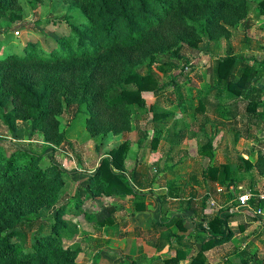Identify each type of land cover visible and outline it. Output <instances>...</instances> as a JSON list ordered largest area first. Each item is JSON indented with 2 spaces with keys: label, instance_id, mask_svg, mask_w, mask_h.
Listing matches in <instances>:
<instances>
[{
  "label": "trees",
  "instance_id": "obj_1",
  "mask_svg": "<svg viewBox=\"0 0 264 264\" xmlns=\"http://www.w3.org/2000/svg\"><path fill=\"white\" fill-rule=\"evenodd\" d=\"M60 2L68 6L66 13L38 20L34 25L38 39L28 41L21 53L11 48L0 53V122L11 135L19 131L18 123H28L32 139L41 137L44 143L57 146L68 143L61 129L65 113L72 114L73 119L86 116L91 137L131 132L136 119L148 112L143 92L164 95L167 84L162 81L163 75H167V70H178L184 47L198 48L206 38L223 35V23L229 20V13H243L237 18L238 23L249 12L248 5L252 2H258L256 19L264 20V0ZM22 8L20 0H0V21L22 20ZM40 27H53L60 35L49 37L38 30ZM2 34L6 39L15 36L10 26ZM207 71L210 90H216L217 98L233 92L250 100L248 111L253 118H259L257 126L263 124V93L258 85L263 84L264 63L252 66L230 55L217 59ZM206 76L198 78L204 80ZM170 78L171 82H177L175 76ZM201 104V108L207 107L208 98ZM180 106L181 113L188 111L184 103ZM149 110L155 115V130L161 133L167 128L168 134L171 129L178 130L177 143H181L186 133L184 128H178L180 120L175 121L173 128L168 125L169 118L176 114L159 112L157 103ZM218 116L222 118L218 122L221 125L227 114L223 111ZM239 138L237 134L236 141ZM206 146L213 150L212 141ZM127 151L128 143H124L102 158L95 174L84 180L73 195L76 207L73 214L81 215L83 199L92 195L132 196L137 200L136 209L145 210L146 194L142 191L148 188L145 182L148 175L139 173L140 161L130 173L125 171ZM42 160V155L0 139V264H76L81 253L65 220L72 202L57 206L59 195L70 180L69 174L55 163L42 166ZM239 160L243 164L239 171L245 168L264 177L263 155L255 163L242 156ZM202 173L206 183L210 180L228 187L237 185L238 172L229 162L204 168ZM175 187L171 186L169 192ZM169 192L162 201L168 200ZM208 198L204 199V205ZM50 208L54 210L53 218H41L40 212ZM230 208L217 210L212 218L203 216L200 226L195 225L189 233L185 217L167 219L161 209V220L149 230L156 235L152 246L157 251L168 246L174 252L165 264H180L188 258L190 264H207L205 252L230 238L227 235ZM113 221L110 215L102 224L111 225ZM205 223L207 229L202 227ZM200 233H206V237L201 238ZM193 244L197 246L196 255L192 253ZM248 252L249 248L241 252L244 264L251 262L245 257Z\"/></svg>",
  "mask_w": 264,
  "mask_h": 264
},
{
  "label": "rangeland",
  "instance_id": "obj_2",
  "mask_svg": "<svg viewBox=\"0 0 264 264\" xmlns=\"http://www.w3.org/2000/svg\"><path fill=\"white\" fill-rule=\"evenodd\" d=\"M20 2L23 7L22 20L16 23L7 18L0 21V53H5L8 48L21 53L28 41L39 38L36 35L37 30L34 29L38 20L62 17L68 8L60 0ZM248 6L249 12L239 19L238 23L236 20L243 13H229L228 21L235 24L224 21L223 35L214 39L206 38L198 48H183L182 63L179 64L178 70H167V75H163L162 81L167 84L164 95L161 97L151 91L143 92L148 112L136 119L131 132L106 138L91 137L87 132L86 116L73 119L72 114L65 113L62 116L61 129L65 132L68 143L57 146L44 143L41 137L32 139L31 126L28 123H18L19 131L16 135H11L0 122V139L9 140L21 148L42 155V166L55 163L69 174L70 180L60 193L57 206L72 202L70 213L65 216V220L75 234V246L81 250L76 264H165V254H159L156 248L151 246L153 241L147 236V230L153 224L152 220H161V209L163 217L169 219V216L177 213V208H182L185 204L189 207H193L195 203L202 206L205 194L213 193L212 186L216 187L215 192L221 189L219 194H222L223 198L220 206L224 208L228 203L226 199L237 200L243 193L251 192L250 188L263 182L256 172L246 171L245 168L244 172L239 171V166L243 165L239 158L242 156L255 162L261 155L258 151L262 152L261 148L264 147V124L256 125L259 118L254 119L247 109L250 100L233 92L217 98V92L210 90L212 84L206 76L209 65H214L217 59L230 55L240 57L252 66L264 63V20L256 19L258 2H252ZM9 26L15 36L6 39L2 33H5ZM38 30L49 37L60 35L53 27H40ZM187 61L190 65H186ZM192 66L195 70H192ZM202 74L206 76L204 80L198 78V75ZM171 75L176 77V83L171 82ZM181 95L184 99H181ZM262 96L264 101V93ZM205 97L208 98V105L201 108V101ZM156 103L159 112L176 114L169 118L170 128H173L176 120H180L178 128H184L186 133L181 143H177L180 137L178 130L171 129L172 136L171 133L168 134L167 128L161 133L155 130V115L149 109ZM183 103L188 108L186 113H181L180 105ZM223 111L227 117L223 119V125H220L218 122L221 117L218 115ZM237 134H240V138L236 141ZM157 136L159 139L154 141ZM209 141H212L213 150L206 146ZM124 143H128L124 159L125 171L130 173L137 163L142 161L143 170L148 175L145 179L148 188L142 191L146 194L145 210L136 209L137 200L132 196L92 195L83 199V213L79 216L73 214L76 210L73 195L77 193V188L83 186L84 180L95 174L104 156ZM174 144L177 147L172 149ZM248 154L251 156H246ZM228 162L231 163L232 169L238 172L237 185L228 187L221 182L208 180L206 183L203 180L204 168ZM172 184L176 187L169 192ZM240 186L242 187L239 188ZM257 188L262 190L264 186L261 188L258 185ZM168 192L170 197L167 201H162ZM212 199H209L210 206L222 209ZM233 205L236 203L233 202ZM169 210L172 211L169 213ZM53 213L54 210L50 208L43 209L39 215L43 219H49L53 218ZM198 213L185 217L184 225L188 233L194 230L195 225L200 226L198 221L201 217ZM110 215H113L114 223L102 224ZM202 227L206 228V223ZM137 229L141 231L142 236H135ZM118 232H127L129 235L119 238ZM251 264H264L263 252L251 260Z\"/></svg>",
  "mask_w": 264,
  "mask_h": 264
},
{
  "label": "crops",
  "instance_id": "obj_3",
  "mask_svg": "<svg viewBox=\"0 0 264 264\" xmlns=\"http://www.w3.org/2000/svg\"><path fill=\"white\" fill-rule=\"evenodd\" d=\"M258 86H259V89H261L262 93H264L263 84H261V86L260 85H258ZM262 123L264 124L263 121H262ZM261 149H262V152H260V150H259L258 153H260L261 155L264 156V151H263L264 147H262ZM249 154L246 156H251ZM140 162H142V161H140ZM255 162H253V163H255ZM143 166H144V164L142 162V164L138 168V171H139V173L146 174L145 170H143ZM260 177H261L260 180L263 182L261 184H257L256 187L252 186L253 188H250L251 194L255 195V193H257V195H259V194L264 192V191L262 192V190H264V188L262 190L257 188L258 185L261 186V188H262V186H264V177H262V176H260ZM241 187L242 186H240L239 188H241ZM212 188L214 189V191H213L214 194L213 193L212 194L207 193L208 195L205 194L206 196L203 198L202 206H199L198 203H195V205L193 206L194 209H190V207L185 204V206H183L182 208L181 207L177 208V213L176 214L173 213L174 215L172 214L168 218H170L172 216H179V215L180 216L182 215L183 217H190L191 216L190 214L195 215V213L196 212L198 213V211H199L198 215H199V217H201V219L198 221V222H200V224L203 222L204 217L212 218L214 216V214L217 212V210H219V209L212 208L210 206V202H209L210 197L213 198L212 201L216 202L218 204V206H220V204L222 202V198H223L222 194H219V192L221 190L220 188H219L218 192H215L216 187L212 186ZM207 197H209V198L207 199V201L204 205V199H206ZM225 201L226 202L228 201V203H226V206H224V209H227V208L232 207V206L235 207L233 205V202L235 204L236 199L230 198V199H226ZM219 208H222V206H220ZM173 209L174 208H172V210ZM172 210H169V213ZM167 213H168V211H167ZM230 213H232V216H231V219L229 222V226H228L230 230L227 231V235H230V238L225 240L222 244H219V245H217V246L213 247L212 249L205 252L204 257H205L207 264H231L232 262H234L235 264H244V262H243L244 257L242 256L241 252L244 251L245 249L247 250L248 248H249V252L245 255L246 259H248V260H253L256 257H259L260 252H263V254H264V216L263 217H256V216L252 215L251 213H249L245 209H237L233 212L230 211ZM156 215H158V214L156 213ZM154 216H155V214L153 215V217ZM152 221H153V223L159 222V220H157V219H153ZM206 225H207V223H206ZM149 230H151V228ZM149 230H147L148 231L147 236L149 237V239H151V241H153L154 236H156V235L150 234ZM136 231L138 233H136V235L134 234L135 236H137V234L142 236L141 231L139 229H137ZM126 233L127 232H124V233L118 232L117 235L119 238H123V237L129 235V233L127 235H126ZM196 235L197 234H195V237H196ZM199 236L201 238H205L206 233H204V234L200 233ZM192 249H193V252H192L193 255H196L197 246L193 244ZM157 252L159 254H161V253L165 254V256H166L165 260H168L172 256H174V252H172V251L170 252L168 246H166L162 251H157ZM190 260H191L190 258H188L187 260L184 259L180 262V264H190V262H191ZM249 264H251V262Z\"/></svg>",
  "mask_w": 264,
  "mask_h": 264
},
{
  "label": "built area",
  "instance_id": "obj_4",
  "mask_svg": "<svg viewBox=\"0 0 264 264\" xmlns=\"http://www.w3.org/2000/svg\"><path fill=\"white\" fill-rule=\"evenodd\" d=\"M235 207H231L230 211L233 212L237 209H245L256 217L264 216V192L259 195L251 194L250 192L243 193L236 200Z\"/></svg>",
  "mask_w": 264,
  "mask_h": 264
}]
</instances>
